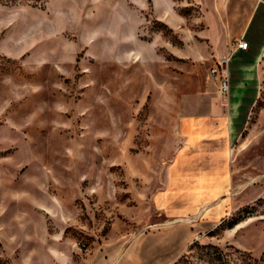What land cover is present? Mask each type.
<instances>
[{
	"label": "rangeland",
	"instance_id": "374dc122",
	"mask_svg": "<svg viewBox=\"0 0 264 264\" xmlns=\"http://www.w3.org/2000/svg\"><path fill=\"white\" fill-rule=\"evenodd\" d=\"M253 2L0 0V264H264V53L232 213L172 221L152 200Z\"/></svg>",
	"mask_w": 264,
	"mask_h": 264
},
{
	"label": "crops",
	"instance_id": "0c3cea01",
	"mask_svg": "<svg viewBox=\"0 0 264 264\" xmlns=\"http://www.w3.org/2000/svg\"><path fill=\"white\" fill-rule=\"evenodd\" d=\"M238 41L248 43L247 50H237ZM235 42L220 43L224 48L218 46L212 53L217 61L227 59L228 93L189 97L191 108L178 120L181 141L166 168L164 186L152 199L157 212L168 220L209 225L234 210L231 153L258 94L264 0H254Z\"/></svg>",
	"mask_w": 264,
	"mask_h": 264
},
{
	"label": "built area",
	"instance_id": "2783aa9c",
	"mask_svg": "<svg viewBox=\"0 0 264 264\" xmlns=\"http://www.w3.org/2000/svg\"><path fill=\"white\" fill-rule=\"evenodd\" d=\"M235 48L240 51H245L248 48V43L243 42V41L235 42ZM226 61L227 59L219 61V66L221 68L222 74L220 76V80L218 83V91L222 95H225L226 93H228V90H229V81H228L227 71H226V68L223 67L224 65H226ZM211 73L213 75H216V74L218 75V72L215 69H213Z\"/></svg>",
	"mask_w": 264,
	"mask_h": 264
},
{
	"label": "trees",
	"instance_id": "16d2710c",
	"mask_svg": "<svg viewBox=\"0 0 264 264\" xmlns=\"http://www.w3.org/2000/svg\"><path fill=\"white\" fill-rule=\"evenodd\" d=\"M236 223V221H234V224ZM235 253L239 254V256H241L240 258H238L239 261H241L243 264H249L251 261V257L250 255H248L247 253H242L238 250L234 251ZM206 258H208V260H210V262H215V263H219V264H229V262L227 261V259L225 258L226 254H223L221 251H217L215 253H207ZM260 261H264V256L261 257ZM225 262V263H224ZM186 264V262L184 263Z\"/></svg>",
	"mask_w": 264,
	"mask_h": 264
}]
</instances>
